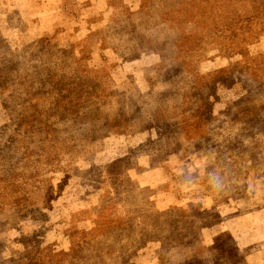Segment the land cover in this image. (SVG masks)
<instances>
[{"label":"rangeland","instance_id":"374dc122","mask_svg":"<svg viewBox=\"0 0 264 264\" xmlns=\"http://www.w3.org/2000/svg\"><path fill=\"white\" fill-rule=\"evenodd\" d=\"M0 264H264V0H0Z\"/></svg>","mask_w":264,"mask_h":264},{"label":"clouds","instance_id":"9594fccd","mask_svg":"<svg viewBox=\"0 0 264 264\" xmlns=\"http://www.w3.org/2000/svg\"><path fill=\"white\" fill-rule=\"evenodd\" d=\"M210 185L212 186L213 190L220 191L223 187V177L213 171L210 174Z\"/></svg>","mask_w":264,"mask_h":264}]
</instances>
